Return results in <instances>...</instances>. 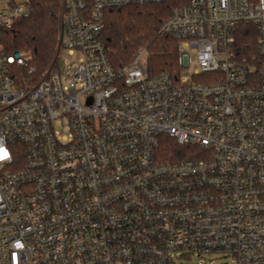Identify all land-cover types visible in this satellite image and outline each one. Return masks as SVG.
Returning a JSON list of instances; mask_svg holds the SVG:
<instances>
[{
	"label": "built area",
	"instance_id": "obj_1",
	"mask_svg": "<svg viewBox=\"0 0 264 264\" xmlns=\"http://www.w3.org/2000/svg\"><path fill=\"white\" fill-rule=\"evenodd\" d=\"M61 1L37 75L1 44L28 0H0V264H264V0L173 7L160 31L176 76H149L144 49L114 68L101 38L106 9L164 0ZM240 24L256 30L252 61L235 57ZM163 135L193 158L160 159Z\"/></svg>",
	"mask_w": 264,
	"mask_h": 264
},
{
	"label": "trees",
	"instance_id": "obj_2",
	"mask_svg": "<svg viewBox=\"0 0 264 264\" xmlns=\"http://www.w3.org/2000/svg\"><path fill=\"white\" fill-rule=\"evenodd\" d=\"M186 0H164L160 3L115 6L104 11L101 38L109 62L114 68L128 65L141 49L146 54L149 76L179 72L177 40L160 31L162 22L173 7ZM29 13L1 30V44L7 53L23 50L29 53V66L40 75L51 67L58 52L61 0H28ZM235 57L252 61L257 57L256 30L251 24H240L234 38ZM196 148L178 144L163 135L159 143L162 160L193 158Z\"/></svg>",
	"mask_w": 264,
	"mask_h": 264
},
{
	"label": "rangeland",
	"instance_id": "obj_3",
	"mask_svg": "<svg viewBox=\"0 0 264 264\" xmlns=\"http://www.w3.org/2000/svg\"><path fill=\"white\" fill-rule=\"evenodd\" d=\"M191 54H194V51H190ZM59 66L63 69V59L59 60ZM194 67V63L188 65L185 68L181 69V76L190 78L192 73V69ZM231 257L224 255L222 252H211L204 253L200 257H196L194 255L191 256H178L175 260V264H223L227 262H231Z\"/></svg>",
	"mask_w": 264,
	"mask_h": 264
}]
</instances>
